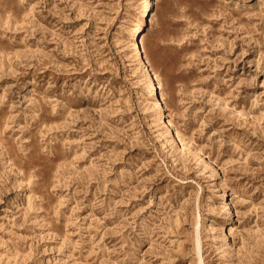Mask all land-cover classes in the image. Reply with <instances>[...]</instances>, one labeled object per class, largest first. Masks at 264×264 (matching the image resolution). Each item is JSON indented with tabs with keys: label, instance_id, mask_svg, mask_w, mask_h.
Instances as JSON below:
<instances>
[{
	"label": "rangeland",
	"instance_id": "1",
	"mask_svg": "<svg viewBox=\"0 0 264 264\" xmlns=\"http://www.w3.org/2000/svg\"><path fill=\"white\" fill-rule=\"evenodd\" d=\"M145 1L0 0V264H264V0Z\"/></svg>",
	"mask_w": 264,
	"mask_h": 264
},
{
	"label": "bare ground",
	"instance_id": "2",
	"mask_svg": "<svg viewBox=\"0 0 264 264\" xmlns=\"http://www.w3.org/2000/svg\"><path fill=\"white\" fill-rule=\"evenodd\" d=\"M144 4H145V5H144V8H143V10H142V16H143V14L145 13L147 7L149 6L150 1L147 0V1H145ZM141 21H142V20H141ZM140 23H141V22H140ZM139 25H140V24H137V25H135L134 27H132V29H131V31H130V33H129L130 38H132V39L135 38V35H136V33H137V30H138ZM133 28H135V29L133 30ZM134 47L137 49L138 52L140 51V48H139L137 42L134 43Z\"/></svg>",
	"mask_w": 264,
	"mask_h": 264
}]
</instances>
